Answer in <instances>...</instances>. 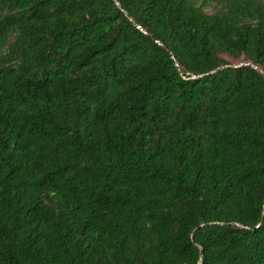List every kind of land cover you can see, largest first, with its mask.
Wrapping results in <instances>:
<instances>
[{"label": "trees", "instance_id": "16d2710c", "mask_svg": "<svg viewBox=\"0 0 264 264\" xmlns=\"http://www.w3.org/2000/svg\"><path fill=\"white\" fill-rule=\"evenodd\" d=\"M0 264H264V0H0Z\"/></svg>", "mask_w": 264, "mask_h": 264}, {"label": "water", "instance_id": "95a60500", "mask_svg": "<svg viewBox=\"0 0 264 264\" xmlns=\"http://www.w3.org/2000/svg\"><path fill=\"white\" fill-rule=\"evenodd\" d=\"M249 64V63H248ZM241 65H245L244 63H241V64H239V65H233V66H241Z\"/></svg>", "mask_w": 264, "mask_h": 264}, {"label": "rangeland", "instance_id": "374dc122", "mask_svg": "<svg viewBox=\"0 0 264 264\" xmlns=\"http://www.w3.org/2000/svg\"><path fill=\"white\" fill-rule=\"evenodd\" d=\"M208 10H210V11H211V9H208Z\"/></svg>", "mask_w": 264, "mask_h": 264}]
</instances>
